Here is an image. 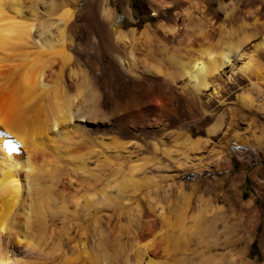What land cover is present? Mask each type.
I'll return each instance as SVG.
<instances>
[{
    "label": "bare ground",
    "instance_id": "6f19581e",
    "mask_svg": "<svg viewBox=\"0 0 264 264\" xmlns=\"http://www.w3.org/2000/svg\"><path fill=\"white\" fill-rule=\"evenodd\" d=\"M212 1L214 10L199 3L198 14L174 5L138 34L118 27L114 10L101 4L98 14L111 28L105 48L128 81L124 85L120 75H106L102 45L94 40L89 53L76 41L71 9L53 18L54 0H0V264H22L32 241L52 252L50 260L38 256L33 264H247L212 252L216 224L227 212L207 197L192 209L186 195L172 206L167 197L162 209L158 195L147 201L156 210L154 221L141 220L135 200L133 206L121 203L142 184L159 191L154 176L224 167L228 142L240 151L264 139V122L238 120L229 110L223 123L221 110L205 137L183 133V145L167 146L175 140L170 126L219 111L227 101L258 119L264 113V98L252 95L264 93V71L258 70L264 68V0ZM43 9L49 17H42ZM74 53L91 59L92 74L70 64ZM16 74L29 109L8 91ZM115 88L127 93L124 101L105 100ZM127 109L133 111L121 117ZM104 124L114 125L107 138L91 135ZM147 143L174 159L176 168L149 161L142 152ZM108 183L115 188L106 195ZM133 243L137 250L131 252ZM86 248L90 256L82 262L67 258Z\"/></svg>",
    "mask_w": 264,
    "mask_h": 264
},
{
    "label": "rangeland",
    "instance_id": "374dc122",
    "mask_svg": "<svg viewBox=\"0 0 264 264\" xmlns=\"http://www.w3.org/2000/svg\"><path fill=\"white\" fill-rule=\"evenodd\" d=\"M54 1L56 3V8H58L57 9L58 12L56 14L54 13L55 15L53 14V16L51 14L50 15L54 18L57 14L60 13L62 9H64V7L71 9L73 11V19H72L73 32L76 41L79 42L80 44L83 43L82 46L86 45L85 47L90 50L89 53L92 52L91 49L92 47L90 48V45L93 46L94 42H96V44L99 47L102 45L100 47L101 50L100 55L103 61V65L106 68L105 69L106 75L108 77L111 76L115 77L120 75L119 77L122 78L120 79V83H123L124 85H128V81L124 78L122 70L118 68V66L114 62L113 53L109 52V50L106 49L108 45L111 46V39L108 37L111 28L105 23L104 19L100 16V14H98L99 6H102L104 4L111 7L114 10L115 15H117L120 20L117 26L121 27L125 31H129L131 28H135L136 34H138V31L142 29L146 24L148 23L154 24L160 15L162 14L166 15L174 5H175L174 10L177 9V11H180L182 8L187 7V9L189 10L192 9L191 11L194 12L195 14H198L199 3L207 5L208 9L210 10H214L216 8V5L212 0H54ZM47 13L48 10L44 11L43 9L41 11V14H43L42 17L43 18L49 17ZM218 15L220 16V18H222L221 13H219ZM42 17L40 16V18ZM163 21L168 23L167 19L165 18ZM53 26H55V24L52 25V30H55V27L53 29ZM91 32H94L95 35L94 38L90 36L89 33ZM97 32L98 33L101 32L100 34L103 35L104 37L98 34ZM87 38L88 41H90L89 43L92 42L93 44L87 43L88 42L86 40ZM79 55L81 56V58ZM72 57L73 58H71L70 64L72 65L75 64V66H78L79 68L78 70L82 71L84 69L92 74L93 65L91 59L87 58V56L82 53L79 54L74 53ZM83 57L85 58V60L83 59ZM258 70L261 71L260 73H262L264 71V68L261 67ZM21 82L22 81L19 74H16L13 77L11 76L10 80L7 81L8 91L9 93H11V91L13 92L10 95L13 94L12 95L13 98L17 99L22 107L24 106V103L26 104V106L23 108L29 109L31 103L27 102V98H26L27 94L22 90V87H20L22 85ZM12 85L13 87L17 85L16 88L14 87L15 88L14 91L16 90L15 92L11 90ZM126 95L127 93L124 91V89L115 88L110 90V94L107 97H105V100L106 98L108 99L112 98L114 101L116 100V102H122L124 101V99H126ZM252 95L256 97L258 101L264 98V93L262 91L261 92L259 91L258 93L254 92L252 93ZM188 97H191V95H189ZM120 99L121 101H119ZM191 103L193 104L192 108L198 109V107H196L197 105L196 103H194L193 101ZM185 108L186 107L184 104L183 106L180 107V111H182V117H186ZM238 109L239 106L236 102L227 101L225 104L221 106L219 111H211L212 113L209 112L203 114H200L198 112L195 118L185 119L181 126L179 127L170 126V128L168 129L170 131V135L172 133L173 136V137L171 136V139L172 140L175 139L173 140L175 141V144L172 141L171 145L168 144L167 146L168 147L171 146L172 149L174 150V148L176 149L180 145H183L182 142L185 138V136H183V133L186 134L188 133L187 135H189L191 138L193 137V139H197L200 136L205 137L206 129L215 121L216 116L221 110L223 111V123H226L228 120L229 117L228 114H230L229 110L235 112L234 116L238 120H244L242 118L247 117L246 120L250 123H253L256 120L264 122V113L260 114L259 116L260 119H258L257 118L258 115L256 113L251 112L248 113V115H246L245 113L238 112L239 111ZM132 111L133 110L131 109H127L125 111L126 113L122 111H120L119 113L121 117L125 118L126 115ZM33 113L34 111H31L29 115ZM34 116L36 118L37 114ZM111 127L113 128L114 125L110 126L104 124L100 130L91 131V135L92 136L97 135L99 137L102 136L103 138H107L110 129H112ZM256 130L257 129L255 128V131ZM228 143L230 144H226L223 147L222 155L226 159L224 167L214 168V169L212 168L202 169L199 172L185 170V171H180L169 177L168 175L165 177L160 176V178L158 176H154L152 179L157 184H160L159 191L153 189L155 186L153 183L142 184L141 186L135 188L133 192L134 198L131 199L122 198L121 203L122 204L124 203L123 205L125 206H127L128 204L131 206L135 204H140L142 207L140 209L141 220L145 219L147 221H154L155 219L154 214L156 213L155 212L156 210L155 208H153V206L152 207L149 206L147 204V201L148 200L154 201L158 195L160 196L158 205H160L162 209H166L167 208L166 205L169 204L168 202H166L167 197L171 198L170 206H172L174 200L176 202H179L180 198L178 196L186 195L187 198L189 199L188 200L189 202L187 203L189 204L187 206V208L189 209L194 208L198 204L199 198L207 197V199H211L210 201L212 203L219 205L221 208L223 207L222 209L225 212H227L226 214L227 217L225 216V220L222 224L221 222L218 221H217L218 223L216 222L217 223L216 225H218L216 228V231L218 230V232H216V239L217 237L218 239L217 240L215 239L216 243L212 244L213 246L211 245L212 252L214 253L219 252L225 254L229 259L233 260L234 262H242L247 264H264V139L260 140V142L257 144L250 143L249 144L250 146L249 145L244 146L240 149V151L235 144H233L232 142H228ZM175 145L176 147H174ZM159 150L160 149H158V147L155 148L151 143H147L143 147L142 152L143 155L146 158H149L148 160L151 162H154L153 160H155V162L157 161L161 164L169 165L170 168L172 169L176 168L177 162H175L174 159L168 157L167 155L162 153L161 150L160 151ZM172 154H174V152H172ZM212 154H214V152H212ZM212 156H213L212 160H214V157L216 158V156L214 155ZM78 173L81 172L79 171ZM230 178L233 179L232 180L233 186L227 183ZM106 186L107 187L103 190L104 193H106V195L109 194V192H111L115 188L113 184H109V183ZM133 201L135 202V204H133L134 203ZM156 208H160V207L156 206ZM123 219H124V215H120V220ZM32 242H31L32 246L31 244L27 246L30 256L29 255H27L28 257L25 256V259L23 258L22 264H33L32 262L38 256L39 257L45 256L48 260H50L49 257H52V252H50V250L48 251V249L45 250V247L42 248V246L38 245L36 242L33 243ZM77 244H79L78 245L79 247L80 242H78ZM133 244H131L130 246L131 252L137 250L135 246L136 244L135 243ZM189 252L190 251H187V253ZM88 253L89 251L86 248L85 251L79 252V255L75 256L73 254H68L67 258L71 260L77 258L78 256L79 261H81L82 260L81 257L83 256L88 257L89 255ZM30 257L32 258L30 259ZM97 261L98 262H96V264H106L104 260H97ZM54 264H65V263H63L62 261H57Z\"/></svg>",
    "mask_w": 264,
    "mask_h": 264
}]
</instances>
